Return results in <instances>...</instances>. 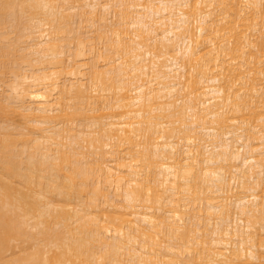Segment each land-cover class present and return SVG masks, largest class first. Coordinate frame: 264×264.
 <instances>
[{
	"label": "bare ground",
	"instance_id": "obj_1",
	"mask_svg": "<svg viewBox=\"0 0 264 264\" xmlns=\"http://www.w3.org/2000/svg\"><path fill=\"white\" fill-rule=\"evenodd\" d=\"M1 86L0 264H264V0H0Z\"/></svg>",
	"mask_w": 264,
	"mask_h": 264
},
{
	"label": "rangeland",
	"instance_id": "obj_2",
	"mask_svg": "<svg viewBox=\"0 0 264 264\" xmlns=\"http://www.w3.org/2000/svg\"><path fill=\"white\" fill-rule=\"evenodd\" d=\"M74 19H75V18H74ZM75 21H77V20L75 19ZM75 21H74V22H75ZM72 22H73V21H72ZM73 25L75 26V23H74V24L72 23V26H73ZM74 26H73V27H74ZM75 27H76V26H75ZM86 29H89V27H88V28L86 27ZM1 87H2V88H0V100H3L2 102H6V103H7V101H4V99H3V96H4L5 94L3 93V90H4V89H3V86H1ZM3 94H4V95H3ZM5 97H6V96H5ZM5 97H4V98H5ZM5 99H6V98H5ZM12 105H13V104H12ZM14 105H16L15 102H14ZM96 113H97V112H96ZM7 115H8V120H9L8 122L11 121V122H14L15 124L19 123V124H17V125H19L20 128L22 127V126H20V124H23V121H22L23 119L21 120L20 115H18V112H16V113H10V114H7ZM100 120H101V119H100ZM8 122H7V123H8ZM20 122H22V123H20ZM1 123H2V122H1ZM3 123H4V122H3ZM14 123H13V124H14ZM5 124H6V122L4 123V125H5ZM0 125H1V124H0ZM6 125H7V124H6ZM40 126H41V125H40ZM79 128H81V127L78 126V129H79ZM22 129H23V128H22ZM22 129H21V130H22ZM24 129H25V128H24ZM3 131H4V129L0 128V133H2ZM26 131H27V130H26ZM24 132H25V130H24ZM114 201H115V200H114ZM115 203H118V204H119V203H125V202L122 201V200H120V199H117V200L115 201ZM17 249H18V248H17Z\"/></svg>",
	"mask_w": 264,
	"mask_h": 264
}]
</instances>
